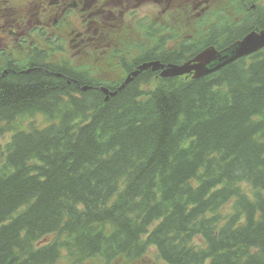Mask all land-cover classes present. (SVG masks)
<instances>
[{"label":"trees","instance_id":"1","mask_svg":"<svg viewBox=\"0 0 264 264\" xmlns=\"http://www.w3.org/2000/svg\"><path fill=\"white\" fill-rule=\"evenodd\" d=\"M61 87L28 78L0 95L2 130L33 119L0 149V264L149 247L175 264H264V49L201 79L143 73L108 101Z\"/></svg>","mask_w":264,"mask_h":264},{"label":"flooded vegetation","instance_id":"2","mask_svg":"<svg viewBox=\"0 0 264 264\" xmlns=\"http://www.w3.org/2000/svg\"><path fill=\"white\" fill-rule=\"evenodd\" d=\"M262 7L252 0H0V95L29 78L56 94L60 82L67 89L65 99L85 79L101 84L98 72L104 68L131 73L141 59H153V48L140 58L134 48L153 44L154 31L165 34L174 23L193 29L199 42L209 39L206 47L223 50L229 29L235 31L229 26L234 15L239 23L251 13L264 14ZM153 259L143 264H175Z\"/></svg>","mask_w":264,"mask_h":264},{"label":"water","instance_id":"3","mask_svg":"<svg viewBox=\"0 0 264 264\" xmlns=\"http://www.w3.org/2000/svg\"><path fill=\"white\" fill-rule=\"evenodd\" d=\"M263 48L264 31L260 34L253 32L224 53L217 52L215 49H208L195 59L196 64L194 65L190 63L183 66H171V69L164 72L163 77H178L195 71V77L201 78L222 69L240 58L250 56ZM149 67H153L157 71L162 66L159 62H155L142 66L140 70H146ZM138 74L139 72L133 73V77H137ZM132 80L133 78L128 79L126 84H129ZM103 91L106 94L109 93L107 89H103ZM115 95L116 93H111V96Z\"/></svg>","mask_w":264,"mask_h":264},{"label":"rangeland","instance_id":"4","mask_svg":"<svg viewBox=\"0 0 264 264\" xmlns=\"http://www.w3.org/2000/svg\"><path fill=\"white\" fill-rule=\"evenodd\" d=\"M225 0H221V2H224ZM153 85H155V84H153ZM146 89H149V87H147ZM41 122V120H38V121H36V123H40ZM29 124V122H24L22 125H21V127L22 128H24V127H26L27 125ZM6 137L5 138H0V141L1 142H6ZM144 261V260H143ZM142 261V262H143ZM66 264H68L67 262H65ZM141 262H139V264H140ZM86 264H100V261L98 260V261H96V262H93V263H91V262H89V263H86ZM116 264H122V261H120V262H117ZM123 264H125L124 262H123Z\"/></svg>","mask_w":264,"mask_h":264},{"label":"bare ground","instance_id":"5","mask_svg":"<svg viewBox=\"0 0 264 264\" xmlns=\"http://www.w3.org/2000/svg\"><path fill=\"white\" fill-rule=\"evenodd\" d=\"M80 99V98H79ZM49 110V109H48ZM46 129V128H45ZM232 213V212H231Z\"/></svg>","mask_w":264,"mask_h":264}]
</instances>
